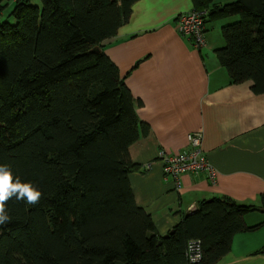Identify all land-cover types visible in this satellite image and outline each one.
Returning <instances> with one entry per match:
<instances>
[{"label":"trees","instance_id":"1","mask_svg":"<svg viewBox=\"0 0 264 264\" xmlns=\"http://www.w3.org/2000/svg\"><path fill=\"white\" fill-rule=\"evenodd\" d=\"M140 0H15L0 22V165L32 184L36 202L0 201V264H191L188 244L218 264L234 238L254 232L260 207L205 201L166 237L136 201L129 148L149 128L103 43L131 20ZM205 25L222 26L217 58L233 84L264 95V0H191ZM161 242V244H160Z\"/></svg>","mask_w":264,"mask_h":264},{"label":"crops","instance_id":"2","mask_svg":"<svg viewBox=\"0 0 264 264\" xmlns=\"http://www.w3.org/2000/svg\"><path fill=\"white\" fill-rule=\"evenodd\" d=\"M193 10L191 0H140L129 23L103 43L136 100L139 120L149 128V135L129 148L141 169L129 181L137 205L153 218L161 238L205 201L230 198L260 207L264 193V95L253 93L252 82L233 84L218 61L216 50L225 46L221 28L232 19L207 24L201 50L180 34L178 17ZM2 16L0 22L8 17ZM194 133L203 135L202 150L216 182L206 173L182 175L177 183L165 179L159 153L188 150ZM147 164L152 167L145 171ZM246 223L264 224V213L250 214ZM218 264H264V225L238 234Z\"/></svg>","mask_w":264,"mask_h":264},{"label":"built area","instance_id":"3","mask_svg":"<svg viewBox=\"0 0 264 264\" xmlns=\"http://www.w3.org/2000/svg\"><path fill=\"white\" fill-rule=\"evenodd\" d=\"M204 16L205 13L193 10L180 15L177 19V27L180 34L187 38L193 47L199 50L207 45ZM202 142V133H194L188 137V150L178 155L159 153L165 179H173L177 183L178 178L182 175L198 176L201 173H206L209 179L215 183L217 173L202 150ZM151 167L152 164H147L144 170L148 171ZM187 257L191 264H198L202 261L203 244L201 240H192L189 242Z\"/></svg>","mask_w":264,"mask_h":264},{"label":"clouds","instance_id":"4","mask_svg":"<svg viewBox=\"0 0 264 264\" xmlns=\"http://www.w3.org/2000/svg\"><path fill=\"white\" fill-rule=\"evenodd\" d=\"M11 196L17 199L27 198V201L36 202L40 197V192L30 183L22 184L16 180L13 183V176L9 165H0V201L7 200ZM10 219L9 215L0 206V224Z\"/></svg>","mask_w":264,"mask_h":264},{"label":"rangeland","instance_id":"5","mask_svg":"<svg viewBox=\"0 0 264 264\" xmlns=\"http://www.w3.org/2000/svg\"><path fill=\"white\" fill-rule=\"evenodd\" d=\"M227 2L233 3V2H236V0H228ZM15 3H16L15 0H0V14L2 15V13H4V17L2 16V19L6 18L7 15L9 16V14L12 13V10L15 8L14 6ZM32 4L35 6L41 7V0H32ZM8 19L9 18L7 17V20ZM214 24L215 22H212L209 25L213 26Z\"/></svg>","mask_w":264,"mask_h":264},{"label":"water","instance_id":"6","mask_svg":"<svg viewBox=\"0 0 264 264\" xmlns=\"http://www.w3.org/2000/svg\"><path fill=\"white\" fill-rule=\"evenodd\" d=\"M160 244H161V242H160Z\"/></svg>","mask_w":264,"mask_h":264}]
</instances>
